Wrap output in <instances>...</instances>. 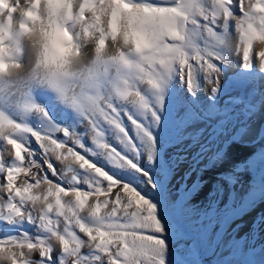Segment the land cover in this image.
<instances>
[{
    "label": "snow or ice",
    "instance_id": "snow-or-ice-1",
    "mask_svg": "<svg viewBox=\"0 0 264 264\" xmlns=\"http://www.w3.org/2000/svg\"><path fill=\"white\" fill-rule=\"evenodd\" d=\"M257 115L264 0H0V264H176L181 221L233 227L226 205L201 219L198 166ZM245 195L264 204V152Z\"/></svg>",
    "mask_w": 264,
    "mask_h": 264
},
{
    "label": "bare ground",
    "instance_id": "bare-ground-1",
    "mask_svg": "<svg viewBox=\"0 0 264 264\" xmlns=\"http://www.w3.org/2000/svg\"><path fill=\"white\" fill-rule=\"evenodd\" d=\"M259 50L260 46L257 45L256 51ZM229 91L233 95L236 94V91L233 89H229ZM240 94L243 95V93ZM243 123H247L248 125L246 130L241 132L239 130L240 122H237L235 125L231 126L228 129L225 136H221L220 143L214 144L211 149L213 154L216 151L217 147H219L224 140L228 139L232 135H235L236 142L231 144L226 157L222 160L216 161L223 165L225 168H232L231 170H234V172L228 170L221 171V169H219L218 167H211V170H207V168H205V165H207L208 162L202 164V168L200 167V169H203V172L206 173V176H216V178H212L207 185L211 192L213 189H215V193L212 197L222 199L223 202H225L224 204H226V206L228 205V202H232V204H234V207L240 204L243 205L246 209L243 210L245 211L244 213H242L241 215H237L230 222L233 227L227 226V229H233L236 226L244 224V227L241 228L240 231L231 234L230 232H228L223 236L224 243L222 245L221 257H223L224 255H229L233 256L235 264H250L249 252L250 250L254 249L257 251L258 257L255 264H264V253L261 252V249L264 248V227H261L260 221H258L260 216H264V204H262L259 198H257L255 204L251 206V204L247 203V196L245 195L247 191L251 190L245 188V186L254 185V187L258 189V186L260 185L261 153L264 152V141L261 140V136L264 135V121H261L259 115H257L250 123L247 121H243ZM202 127H205L203 123H197L193 126V128L189 129V131L195 132L197 129ZM214 146L216 149L214 148ZM167 150L169 151V153H173L176 151L175 147L173 146H167ZM212 156L213 155L207 156L208 161ZM248 163L249 165L247 166ZM188 167V164L183 165L179 170L180 174L182 175V173L186 171ZM239 168L243 169V173H240L238 171ZM235 170L237 171L235 172ZM236 174H240L239 179L241 180L240 184L242 186H236L235 191L232 190L231 184H225L224 180L217 178L218 176H220L227 177L228 179L229 175L236 176ZM192 176L196 177L197 174L194 172ZM204 179L202 178V180ZM175 180L177 179L175 178L173 181ZM222 184L224 185L223 187H221ZM207 194V192L203 193V189H201L199 191V194L195 196L193 202L195 204V207L200 211L207 202ZM193 215L195 216L196 214L194 213ZM238 236L240 237L238 243L243 244L242 251L245 249V247L247 249L246 254L236 251L234 247V244L237 242ZM221 257H218V259H220ZM214 258H216L215 253L210 259H208V261H211Z\"/></svg>",
    "mask_w": 264,
    "mask_h": 264
},
{
    "label": "rangeland",
    "instance_id": "rangeland-1",
    "mask_svg": "<svg viewBox=\"0 0 264 264\" xmlns=\"http://www.w3.org/2000/svg\"><path fill=\"white\" fill-rule=\"evenodd\" d=\"M259 85L257 84L256 88L254 91H252L250 93V96L249 98H252V97H259ZM201 97L203 98L204 96V93H200ZM257 108H259V101L257 99ZM225 136V134L223 135ZM216 146V145H215ZM214 146V148H215ZM167 147V146H166ZM216 149V148H215ZM174 153V152H173ZM208 155H213L212 154V150H210L209 152L205 153L204 155V160L202 159L201 162H200V165L198 166V168H202V164H205L206 162H208L207 164V170H211V167H218L219 169H221V171H225V170H228V171H233L234 170H231L232 168H225L223 165H221L219 162H215V163H211L210 160L208 161ZM215 164V165H214ZM217 165V166H216ZM249 165V163L247 164V166ZM237 170H235L236 172ZM238 171L241 173L243 171L242 168H239ZM243 173V172H242ZM180 172L179 174L176 176V179L175 181L172 182V187H173V195H183V188L181 187L180 188V191L177 192L175 191V189L181 185V180H180ZM233 177V183H235V180L237 178V176H232ZM201 178H205L203 180V193H209L210 192V189L209 187H207L208 185V182L212 179V178H216L215 175H207L206 176V173H204L202 171L201 173ZM217 178H220L224 181L227 180V177H220L218 176ZM197 179V176H191L190 179L187 180V184L188 185H191L193 181H195ZM207 179V180H206ZM190 180V181H189ZM243 182V181H242ZM190 183V184H189ZM255 184V183H254ZM237 186H242L240 183L237 185ZM244 186V185H243ZM259 187V186H258ZM245 188L247 189H251V190H258L256 187H254V185H247L245 186ZM212 193L214 195L215 193V189L212 190ZM222 194V192H221ZM212 195V196H213ZM208 196V194H207ZM209 197L208 196V199L206 200L207 202L205 203L204 207H202L201 211H200V216H201V219L203 220L204 217H203V212L204 211H207L208 210V205L209 203H212L213 204V211L215 210V208L217 206L223 208L226 204H224L225 202H223L222 199H217V198H214V197ZM255 204V203H254ZM253 204H251L252 206ZM227 207L229 209H235L236 210V215H234L231 219V221L237 216V215H241L242 213H244L245 211L243 210H246L244 208L243 205H236L234 207V204H232V202H228V205ZM195 217V216H194ZM229 221V224L230 222ZM258 221H260L258 219ZM197 222L196 221H181L180 223V227H181V239L178 241L177 245H176V253H175V256H174V260L176 262V264H191V262L193 260H201V261H204L205 264H215L216 261H221V260H230V261H233V256H229V255H224L223 257H221L222 255V245L224 243V235L227 234L228 232L231 233H235L237 231H240L241 228L244 227V224L238 226V227H235L233 229H227V225L225 226V228L220 231V234H216V231L213 229V228H209L208 230V235H207V238L205 239H201V237L199 236V229H197L195 227V224ZM215 220H213V224H215ZM211 227V226H209ZM188 240H191L192 241V250L190 251L187 247H186V243L188 242ZM240 245V250L242 251L243 249V244L242 243H239ZM215 253V256L216 258H214L213 260H209L212 255H214ZM218 257H221L220 259H218ZM257 251L256 250H250L249 252V262L250 264H255L256 261H257ZM235 264V262H234Z\"/></svg>",
    "mask_w": 264,
    "mask_h": 264
}]
</instances>
